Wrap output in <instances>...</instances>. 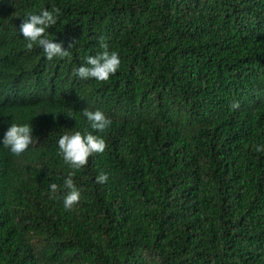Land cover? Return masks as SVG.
Returning a JSON list of instances; mask_svg holds the SVG:
<instances>
[{
    "label": "trees",
    "instance_id": "1",
    "mask_svg": "<svg viewBox=\"0 0 264 264\" xmlns=\"http://www.w3.org/2000/svg\"><path fill=\"white\" fill-rule=\"evenodd\" d=\"M45 9L60 10L63 28L50 36L70 54L95 56L103 36L121 64L106 82L75 79L76 100L88 101L63 103L33 129L38 147L17 156L0 144V264H264V142L220 125L224 105L243 99L236 71L258 82L264 70V33L251 31L262 25L235 31L234 14L253 10L264 23V0H0V32ZM1 53L24 78L72 80L65 59L49 61L20 37ZM85 108L111 125L93 130ZM72 128L107 145L81 169L56 150ZM41 161L59 171L55 198L45 180L24 192L26 169ZM70 172L81 198L66 210Z\"/></svg>",
    "mask_w": 264,
    "mask_h": 264
},
{
    "label": "clouds",
    "instance_id": "2",
    "mask_svg": "<svg viewBox=\"0 0 264 264\" xmlns=\"http://www.w3.org/2000/svg\"><path fill=\"white\" fill-rule=\"evenodd\" d=\"M59 11V9H53V11L45 9L40 14H29L20 26L18 25L16 32L7 35L0 32V144L17 156L38 147L33 129L45 128L49 125L57 111L64 108L63 103L68 105L71 101L76 103L88 101V94L79 96L76 100L75 79H95L97 82H106L117 72L121 64L119 54L108 50L109 46L104 42L103 36L100 37V48L103 51L95 56L87 54L81 57L76 54L79 52L77 50H71L70 54L68 48H63L59 40L50 36L51 30L56 26L63 28L60 16L54 15ZM253 13L257 12L237 11L233 19L235 31L244 32L242 24L249 21L262 25L261 30L252 28V32L256 35L264 33L263 18L255 17ZM70 33L73 34L72 31ZM82 33H89L94 37L95 31L94 28H86L82 30ZM19 37L28 49L41 52L49 61L53 58L65 59L63 63L68 65L71 82L60 85L43 84L41 78L27 79L19 70L10 68L1 51L10 48ZM236 72L245 79L243 99L231 104H225L222 101L225 105L222 108L220 125L223 123H231L233 126L243 125L247 136L253 135L256 140L264 142V70L258 69V82L245 72ZM60 89L67 90L66 100L56 95ZM261 102L263 108H258L257 105ZM83 115L91 128L97 132H103L112 123L111 119L99 109L92 111L85 108ZM74 129L65 130L57 136L56 150L58 155H63L65 163L70 167L81 169L88 164L91 156L104 153L107 145L105 140L97 135L90 132L82 135L79 131L74 133ZM257 150L264 149L257 148ZM56 171H49L48 166L42 161L31 162L25 172L24 192L29 193L34 184L45 180L48 182L47 190H51L52 193L50 198H55V193L62 188V184L59 185V171ZM74 174L70 172L64 181L65 187L69 190L63 198V206L66 210H72L79 204L81 198L80 191L73 180ZM107 179V174L101 173L96 177V182L103 184Z\"/></svg>",
    "mask_w": 264,
    "mask_h": 264
}]
</instances>
